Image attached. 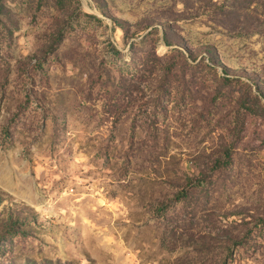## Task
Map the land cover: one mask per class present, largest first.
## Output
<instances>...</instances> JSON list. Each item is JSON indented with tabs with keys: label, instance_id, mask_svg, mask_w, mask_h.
<instances>
[{
	"label": "rangeland",
	"instance_id": "rangeland-1",
	"mask_svg": "<svg viewBox=\"0 0 264 264\" xmlns=\"http://www.w3.org/2000/svg\"><path fill=\"white\" fill-rule=\"evenodd\" d=\"M264 264V0H0V264Z\"/></svg>",
	"mask_w": 264,
	"mask_h": 264
},
{
	"label": "trees",
	"instance_id": "trees-1",
	"mask_svg": "<svg viewBox=\"0 0 264 264\" xmlns=\"http://www.w3.org/2000/svg\"><path fill=\"white\" fill-rule=\"evenodd\" d=\"M56 264H59V263H56Z\"/></svg>",
	"mask_w": 264,
	"mask_h": 264
}]
</instances>
